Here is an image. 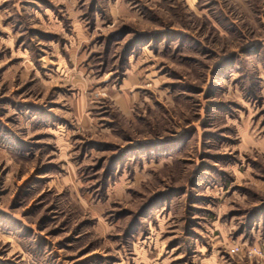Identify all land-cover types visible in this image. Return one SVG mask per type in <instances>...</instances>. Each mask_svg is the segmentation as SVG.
<instances>
[{"label":"rangeland","instance_id":"rangeland-1","mask_svg":"<svg viewBox=\"0 0 264 264\" xmlns=\"http://www.w3.org/2000/svg\"><path fill=\"white\" fill-rule=\"evenodd\" d=\"M0 264H264V0H0Z\"/></svg>","mask_w":264,"mask_h":264}]
</instances>
